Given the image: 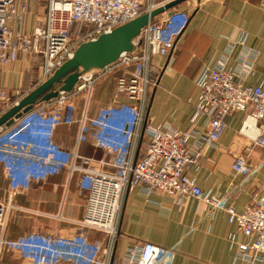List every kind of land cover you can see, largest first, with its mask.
Masks as SVG:
<instances>
[{
	"label": "built area",
	"instance_id": "obj_1",
	"mask_svg": "<svg viewBox=\"0 0 264 264\" xmlns=\"http://www.w3.org/2000/svg\"><path fill=\"white\" fill-rule=\"evenodd\" d=\"M30 2L0 0V70L16 61L20 53L40 55L43 77L70 58L82 42L94 40L157 6L152 0H46L42 23L28 33L15 31L11 22L22 23ZM260 8L264 23V0ZM187 22L188 15L181 10L171 11L160 21L150 20L133 39L131 51L122 52L102 69L81 74L71 91H58L55 98L42 101L36 109L32 107L11 125L0 126V159L8 167L11 189L8 198L0 201V254L12 248L30 264L92 263L84 228L105 232L112 240L117 233L124 195L127 190L138 188L145 194L158 190L176 196L178 201L190 195L202 203L206 212L223 211L228 222L247 237L238 244L235 258L247 264H264V185L238 212L225 196L203 191L186 171L196 164L203 145H213L218 139L225 118L233 111L245 112L241 133L257 130L253 137H248L260 147L264 162V81L259 84L244 81L254 72L252 56L239 53L237 67L228 65L234 49L244 46L247 34L241 32L237 39L229 41L215 64L199 72L195 80L197 99L186 129L147 121L149 95L159 75L152 57L170 55ZM116 71L122 73L115 79V94L124 100L87 118V102L94 84ZM15 93L13 104L25 95ZM82 93L86 104L80 118L75 120L72 100ZM4 98L7 93L0 82V100ZM5 110H0V115ZM200 115L208 119L202 132L196 128ZM75 121L76 144L72 150H66L54 142L52 133L57 126ZM87 123L95 130V145L113 155L109 163L111 171L76 164L77 160H89L77 152ZM140 130L147 138L145 152L140 159L133 160ZM191 139L193 147L189 146ZM21 166L42 178L63 168L69 174L80 171L78 187L86 194V206L83 217L74 224L76 231L65 235L29 231L19 240L6 239L9 212L16 207L11 198L15 189L29 180L27 175L19 178L16 170ZM231 168L243 177L253 170L241 155L234 158ZM169 253L168 248L151 242H135L118 264H163ZM94 264H111L110 244L103 249L102 259Z\"/></svg>",
	"mask_w": 264,
	"mask_h": 264
},
{
	"label": "crops",
	"instance_id": "obj_2",
	"mask_svg": "<svg viewBox=\"0 0 264 264\" xmlns=\"http://www.w3.org/2000/svg\"><path fill=\"white\" fill-rule=\"evenodd\" d=\"M35 1L31 0V9ZM152 1L159 6L170 0ZM260 2L261 0H186L171 9L185 11L188 22L177 37L170 55L152 57L159 75L147 103L148 122L167 124L177 130L186 129L197 99L195 80L199 72L206 66H213L229 41L237 39L241 32L247 34L245 44L234 49L228 65L237 67L239 53L252 56L254 72L245 77L244 81L250 84L264 81V23ZM166 15V12H162L151 20L160 21ZM22 20L23 24L11 22V27L15 31H25L23 26L31 21V17L24 16ZM22 63H9L1 67L0 82L6 93L20 86L19 80L23 79ZM121 73L122 71L113 72L94 84L87 102V118H93L101 110L124 100L122 96L117 97L115 94V79ZM72 104L74 118L78 120L81 115L78 116L77 111L80 107L83 110L86 104L85 94L73 98ZM244 117V111L229 113L218 139L213 145H203L196 164L186 170L203 191L219 197L225 196L238 212L244 210L253 193L264 185L263 154L260 147L248 137H253L257 130L241 133L239 129ZM207 122V117L200 115L196 120V128L202 132L207 127ZM77 132L76 121L61 124L54 129L52 139L64 149L72 150L76 144ZM94 132L95 130L86 142H80L77 146L78 155L89 160L81 163V160H77L76 164L111 171L109 163L113 155L95 145ZM138 139L132 154L133 160L140 159L145 152L147 138L142 131ZM189 146H194L193 139ZM240 155L253 167L247 177L237 174L231 168L234 158ZM6 168L8 171V167ZM16 172L19 178L27 175L29 180L26 184L22 183L24 190L11 198L16 207L9 212L5 232L7 240H19L29 231L64 235L76 231L74 224L83 217L86 206V194L78 187L80 171L69 174L63 168L44 178L34 176L22 166ZM6 174V188H0V201L10 195L6 190L10 182L9 171ZM83 231L91 247L92 263L87 264L100 261L103 249L109 244L111 264H118L121 256L135 242H151L168 248L170 253L163 264H247L244 260L235 258L238 244L245 242L247 237L237 230L235 224L228 222L223 211L206 212L202 203L190 195H185L178 201L176 196L158 190L149 194L138 188L127 190L117 233L112 240L100 230L84 228ZM0 264L30 263L22 259L17 250L6 248L0 254Z\"/></svg>",
	"mask_w": 264,
	"mask_h": 264
},
{
	"label": "water",
	"instance_id": "obj_3",
	"mask_svg": "<svg viewBox=\"0 0 264 264\" xmlns=\"http://www.w3.org/2000/svg\"><path fill=\"white\" fill-rule=\"evenodd\" d=\"M184 1L186 0H170L113 28L110 32L98 35L94 40L79 44L70 58L0 115V126L11 125L14 120L31 110L38 100L46 102L55 98L58 91H71L81 74L102 69L114 62L122 52L131 51L133 39L154 16L162 12L169 14L172 8Z\"/></svg>",
	"mask_w": 264,
	"mask_h": 264
},
{
	"label": "rangeland",
	"instance_id": "obj_4",
	"mask_svg": "<svg viewBox=\"0 0 264 264\" xmlns=\"http://www.w3.org/2000/svg\"><path fill=\"white\" fill-rule=\"evenodd\" d=\"M45 6H46V0H36L35 1L34 7L32 9L30 8L28 10V12L24 15V16L31 17V21L23 26V28L25 29V31H23V32H31L35 26L40 25L42 23V18L44 16ZM23 22H24V20L22 21L21 24H23ZM19 31H22V29ZM18 62L19 63L23 62L21 64V66H23L21 68V70L23 71V79L19 80L20 86L10 90L7 93L6 99L4 98V99L0 100V110H3L4 108H6V110H8L13 105V101H15V95H16L15 92H17L19 94H26L30 90H32L34 87H36L38 84H40L42 81H44L49 76L48 75L46 77H43L42 58L40 55L33 56L31 54L20 53L18 55L17 60L14 62H11L9 65L16 64ZM9 65H7V66H9ZM7 66H5V67H7ZM55 88H57V85H55ZM40 103H41V101H37L33 105V108L36 109L38 106L41 105ZM81 111H82V108L80 107L77 111L78 116L81 115V113H82ZM141 128H142V126H141ZM93 131L94 130H91L92 133H93ZM140 131H142V130H140ZM142 141H144V139H142ZM81 162H82V160L80 161V163ZM6 167L7 166H6L5 162L2 159H0V188L3 190L6 188V179H7L6 173L8 172ZM6 190H7V192H11L10 186H8V184H7ZM23 190H24V188H22V186L17 187L15 189V194H19ZM5 200H3V201H5Z\"/></svg>",
	"mask_w": 264,
	"mask_h": 264
},
{
	"label": "trees",
	"instance_id": "obj_5",
	"mask_svg": "<svg viewBox=\"0 0 264 264\" xmlns=\"http://www.w3.org/2000/svg\"><path fill=\"white\" fill-rule=\"evenodd\" d=\"M91 130H92V127L89 124H87V130L83 133L84 138L81 142H86L88 140V137L90 136V134H92Z\"/></svg>",
	"mask_w": 264,
	"mask_h": 264
}]
</instances>
